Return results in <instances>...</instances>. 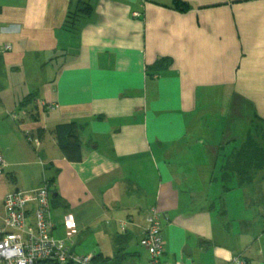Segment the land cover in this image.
Returning a JSON list of instances; mask_svg holds the SVG:
<instances>
[{
	"label": "crops",
	"instance_id": "1",
	"mask_svg": "<svg viewBox=\"0 0 264 264\" xmlns=\"http://www.w3.org/2000/svg\"><path fill=\"white\" fill-rule=\"evenodd\" d=\"M76 1L0 0V225L6 194L46 178L78 254L150 264L156 207L163 264H264V170L227 187L221 172L239 118L264 128V0H96L72 30ZM66 123L81 161L59 147Z\"/></svg>",
	"mask_w": 264,
	"mask_h": 264
},
{
	"label": "built area",
	"instance_id": "2",
	"mask_svg": "<svg viewBox=\"0 0 264 264\" xmlns=\"http://www.w3.org/2000/svg\"><path fill=\"white\" fill-rule=\"evenodd\" d=\"M13 118L18 119L17 116ZM25 135L29 143L39 147L40 141L34 134L27 131ZM7 167L0 153V176ZM3 206L5 216L0 225V264H97L95 254L81 255L73 251L76 232L70 227L68 238L55 236L57 223L53 217L52 189L48 179L45 178L36 189L7 193ZM161 217L156 207L150 209L147 228L141 239V245L150 253V264H163L166 252ZM124 228L125 224L122 225ZM231 264L250 263L246 255L240 253L233 257Z\"/></svg>",
	"mask_w": 264,
	"mask_h": 264
},
{
	"label": "trees",
	"instance_id": "3",
	"mask_svg": "<svg viewBox=\"0 0 264 264\" xmlns=\"http://www.w3.org/2000/svg\"><path fill=\"white\" fill-rule=\"evenodd\" d=\"M95 1L96 0H77L76 2L72 3L68 12L65 26L68 29H76L82 20L92 15L94 12ZM177 6L180 10L187 9V5L184 3H177ZM24 106L25 105H23L21 108L22 111ZM25 112L27 113V111ZM253 121L257 123V127L253 130H249L247 138L243 144L235 148L234 153L230 154L226 164L222 169V179L225 183V187L228 186V183L233 178L238 179L240 185L251 184L254 182L258 173L264 170V134L260 131L259 125L261 124H259L255 119ZM55 132L59 147L67 159L71 161H81L83 158L81 151V141L77 133L76 124H60L56 127ZM50 182L49 183L51 186L52 181L50 180ZM95 262L97 264H105L108 262V260H105L101 255H97L95 257ZM39 264L53 263L43 262Z\"/></svg>",
	"mask_w": 264,
	"mask_h": 264
},
{
	"label": "rangeland",
	"instance_id": "4",
	"mask_svg": "<svg viewBox=\"0 0 264 264\" xmlns=\"http://www.w3.org/2000/svg\"><path fill=\"white\" fill-rule=\"evenodd\" d=\"M242 123H241V122ZM237 132H238V134H239V136H240V139H243V142L245 141V139L247 138V134H248V132H249V130L250 129H255L257 126V123L255 122V121H253L252 120V118L249 116V117H240L239 118V122H237ZM260 126V131L264 134V128L261 126V125H259ZM259 130V129H258ZM243 142H241V143H239V145L238 146H241L242 144H243ZM237 148V147H236ZM232 153H234V148L232 149V151H231V153H229V154H227L226 155V158L225 159H223V166L222 167H224V165L226 164V162H227V159L229 158V156H230V154H232ZM224 154H222L221 156H223ZM222 172V171H221ZM222 177H223V172H222ZM6 191H7V187L6 186H4V185H2V183H0V197L2 196V195H4L5 193H6Z\"/></svg>",
	"mask_w": 264,
	"mask_h": 264
}]
</instances>
